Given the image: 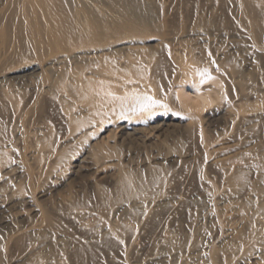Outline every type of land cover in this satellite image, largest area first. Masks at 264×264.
I'll return each mask as SVG.
<instances>
[{
	"label": "bare ground",
	"instance_id": "obj_1",
	"mask_svg": "<svg viewBox=\"0 0 264 264\" xmlns=\"http://www.w3.org/2000/svg\"><path fill=\"white\" fill-rule=\"evenodd\" d=\"M136 2L0 1V75L30 61L36 63L17 71H39V78L26 86L28 96L19 108L14 98L23 84L8 87L3 84L4 75L0 76V161L14 148L24 154L29 151L30 159L35 157L29 150L33 143L26 146L24 124L48 112L50 105L60 107L62 99L57 103L49 95L53 88L55 95L64 92L87 104V125L137 120L164 111L168 102L188 118L189 134L198 137L204 158H212L209 163H179L173 176L165 167L148 168L144 173L120 169L113 192L97 189L96 193L101 210L124 215L102 221L98 227L80 224L85 215L77 210L86 209L84 201L59 200L53 209H39L34 203L37 190L53 187L42 176L49 177L66 157H58L46 167L35 168L31 163L8 167L0 174V182L15 171L17 185L23 184L26 193L0 196V264L7 258L23 260V264H100L98 259L108 252H114L116 258L131 254L139 264H264V74L248 78L234 57L219 48L207 52L198 48L195 55L185 54L192 39L210 48L231 36L243 38L253 50H263L264 0L173 1L172 19L165 23L153 4L146 5L152 13L149 18L137 13ZM146 34L159 38L162 50L157 58L136 47ZM191 50L195 52V48ZM125 51L123 61L111 57ZM80 56L92 67L89 73L64 70L55 74V67ZM146 65L151 72L143 71ZM154 83L166 86L167 95L158 96V91L149 95L147 86ZM113 87L114 93L127 95L118 102L111 99ZM145 97L158 104L141 110L140 105L148 103ZM246 99L257 104L255 108L251 102L255 109L252 106L250 113L240 110ZM211 106L215 108L208 119H222L235 130V136L249 123L259 124L257 135L244 138L242 151L231 154L223 145L208 150V142L198 136L197 115ZM59 119L64 127L76 122L73 115L63 114ZM93 150L92 161L119 157L115 147ZM6 227L8 233L3 232ZM136 240L148 254L146 250L145 255L138 253Z\"/></svg>",
	"mask_w": 264,
	"mask_h": 264
},
{
	"label": "rangeland",
	"instance_id": "obj_2",
	"mask_svg": "<svg viewBox=\"0 0 264 264\" xmlns=\"http://www.w3.org/2000/svg\"><path fill=\"white\" fill-rule=\"evenodd\" d=\"M94 1H106V0H94ZM137 1H138L136 2L138 6L137 13L139 12L140 14L141 12H143L144 15H147L148 17L152 16V13H149L148 9H146V5L153 4L156 13L157 14L162 13L160 14L161 16L160 19L162 20V22L165 23L166 21H171L172 19V14L175 8L173 1H179V0H152V1L137 0ZM150 37L149 34H146V37L144 35L143 40H140L139 41L140 44L138 43L136 47L139 48L138 50L140 52L144 50H145L144 52L146 53L153 52L154 58H157L159 55L158 53H161L162 46H160L157 42L159 40L158 37H155L154 35H150ZM222 42L223 43H221L220 41L222 45L218 43L217 45L209 48L199 43L198 41L192 39V41L188 42L186 45L187 49L185 50V54L186 55H188L189 53H190L189 55H192V53L196 54L199 51L198 48L202 49L205 52L210 50L213 51L215 48L216 49L219 48L221 52H227V54L229 53L232 59L234 57L233 60L236 61L238 67L243 71V73L248 78L251 79V77H253L255 74H259V73L264 74V49L260 51L253 50L250 47H248L249 44L243 42V38H238L236 36H231L228 39H225V41L222 40ZM118 48L119 46H116L115 49L117 50ZM190 48L191 49L195 48V50H193L195 52H192V50L188 51L190 50ZM124 53H127V51L123 53H117L115 55H111V57H113L117 62L121 60L123 61L126 58ZM129 54L135 55V53H129ZM209 55L210 54L208 53V56ZM59 56L63 57L64 55L59 54ZM79 58L80 59L74 60L77 62L68 60L65 63V65L55 67L56 68L55 74L59 75L64 70L71 72V74H74L75 72H82L84 74L89 73L90 72L89 69H91L92 67L88 66V62H85L84 59H81L83 58V56H80ZM35 63L36 62L34 61H30L25 65H19L17 67H13L9 70H6L4 71L3 74L0 75V76L4 75L6 81L4 80L3 84L8 85V87H12L13 85L16 84H23L22 85L23 88L17 92L14 98L16 103H18L19 105L17 106L14 103L17 108L23 105L24 101L28 96L27 93L28 89H26V86L29 85L32 81L35 82L39 78V71H25L26 72L25 73V72H18L17 70H19L23 66L32 65ZM146 66L144 67L145 70L143 69V71H146L148 73L151 72V68L149 66L147 67ZM55 76H52L53 80L51 78V82L52 85L56 87L57 80L54 82L56 78ZM251 82L253 83V81ZM154 84L153 85L149 84L147 86L149 88V90L147 91L149 95L155 96L157 95V91H158V96L159 93L163 95H167V93L164 91V88L166 86L163 87L162 85H159V83H157L158 85L157 84L154 85ZM250 85L253 86L252 84ZM53 89L55 90V88ZM113 89L115 90L116 88L115 87L111 88L112 94L111 96L110 95L108 96H110L111 99L116 98L117 102L118 100L122 99V97H125L127 95L126 92H122L121 94H116L113 92ZM54 90H51L49 95L50 97L52 96L51 98H53V101L57 100V103H58V99H62V102H60V107L57 105L54 106L50 105L46 109V111L48 112H45L43 115H41V117L34 118V120H32L31 122H26V124H24V129L28 133L27 134L28 140L26 146H31L32 143L33 145L35 144L34 147L32 145V148L29 149L36 153V155L34 154L35 157H33V159H30L29 151H26L24 154L21 153L19 150H17V148H14L8 152H5L2 155L3 157L2 160L0 161V174H4V172H6V168L8 169V167L9 168L12 167L11 169H14L17 166H26V165L29 166L28 164L30 163H31L30 165L34 166L35 168L46 167L48 164L52 163L58 157L61 159H65L66 157L65 160L67 161L64 160L63 163L62 162L59 163V165H57L53 169L54 172L50 174L49 177L47 175L42 176L43 178L42 180L46 181V185L51 184L53 185V187L48 189L45 187L40 190H37L34 193L33 195V199L35 201L34 203L38 206L39 209H43V208L53 209V207L58 206L56 203H59L58 202L59 200L66 201V199L68 200L72 199V200H77L79 202L84 201V203H88L86 204L88 208L86 207V209L77 210L79 214H83V216L85 215L84 217L86 218L85 219L83 217L84 219L80 221V224L87 225L88 227L93 224L92 225L93 227L94 225H96L95 227H98L102 224V221L114 220V218L116 219L117 216L120 217L124 215L121 214L122 212H116L114 210H113L114 212L109 210L108 212H106L107 210H105L104 208H103L104 211L101 210L102 207H100L96 193L97 189L100 191L102 190L107 194L113 192L114 185L118 176L117 174L120 169L130 170L137 173H141V172L144 173L146 170H148V168L157 169V168L165 167L167 169H170L168 170L169 176H173V174L176 172V168L179 163H184V162L188 164L209 163L210 158H212V156L210 155H206V157L204 158V155L201 154L200 152L201 147L198 142L199 140L197 139L198 137L196 136V139H194L189 134L188 130L190 127H189L188 118L186 116H183L176 108H174L173 107L174 105L166 101H165L166 109L164 111L156 112V113H148L144 117L139 118L137 120L122 118L121 119L122 122L120 120L115 121L114 119L108 121L107 123H103L102 126H99V124L97 125V123L92 125H87L85 122L89 118V114H90L89 107L87 106V104L85 105L84 102L82 101L80 102L79 100L75 101L76 99L72 100L71 97L69 98L68 95L64 92H59L56 93L55 95V93L53 94V92H56V90L55 91ZM161 94L159 99L161 98ZM241 102H243V104L241 103L242 108L240 110L245 111V113L247 112L250 113L251 110H254L257 107V104L255 105L252 99H248V100L246 99V101L242 100ZM251 102L254 104L255 108ZM252 106L254 109L251 108ZM84 108H87V110ZM214 108H215L214 106L208 107L204 109V112L202 111L201 114L197 115V119H198L197 123L199 129L198 136L203 140L205 138V141L208 142L207 145L208 150L223 145V148L225 147V150L228 147L227 151L228 152L230 151V153L232 151L231 154L242 151L244 149V144H243L244 141L249 138H253L255 135H257V132L259 130V124L257 122L254 123L251 122L248 124L249 126L247 125L244 126V128H241V130L238 132L239 134L237 133L238 135L236 134L235 136L234 135L235 130L233 131V129H231L229 124L227 125L225 124V122L223 123L222 119H216V120L208 119L210 113L213 112ZM63 114L73 115L76 118L75 124L71 123L69 125H66L65 127L64 125H60L59 118ZM94 125L97 126L95 127ZM35 131L39 132L40 136L39 134H36ZM84 133H88V135L83 136ZM79 134L81 135L79 136ZM233 136H235L236 138ZM99 147L100 148L102 147L103 149L115 147L119 153V157L111 156V157H106V159L103 158V160L100 161H94V160L92 161L91 156L94 151L93 149L96 148L98 149ZM93 164L96 167L93 166ZM42 180H40V183L43 182ZM18 181H19V175L15 171L8 175H5L1 181L2 183L0 182V196H3L5 194H10V192H13L14 196H20L26 193L23 184L17 185ZM6 186L8 189H6L7 191H4L5 190L4 188ZM97 203L99 205H97ZM27 207L26 209H29V207L28 208ZM12 210L11 212H14L15 209ZM55 212L58 214V216L61 215L60 211L59 212L55 211ZM117 213L119 214L117 215ZM14 220L13 222H15ZM135 228L137 229L138 227L135 226ZM3 232L8 233L9 227H6V229L4 228ZM0 236H1V232H0ZM138 242L139 241L136 240V245L138 247L137 250L139 251L141 250L140 251L141 253L140 252L138 253L140 255L141 254L145 255L146 253L148 254L146 248L143 249ZM145 250L146 253H143L145 252ZM115 255L116 254L114 252H108L104 255H101L98 261H100V264H116L117 262H122L123 264H135V263L139 264V261H135V259L132 258L131 254L129 256V254L126 253L123 255L122 258L120 257L121 259L119 257L116 258ZM144 255H142L141 257H143ZM23 262H24L23 260L21 261L15 260L11 262L7 258L5 264H23Z\"/></svg>",
	"mask_w": 264,
	"mask_h": 264
},
{
	"label": "snow or ice",
	"instance_id": "obj_3",
	"mask_svg": "<svg viewBox=\"0 0 264 264\" xmlns=\"http://www.w3.org/2000/svg\"><path fill=\"white\" fill-rule=\"evenodd\" d=\"M201 75H204V73H202ZM208 79H211V77L208 76ZM202 82H203V81H202ZM145 101H147L148 103H142V104L140 105V109H141V110H144V109H146V108H148V107H150V106H152V105H156V104H158V102L155 101L154 99H152L151 97H145ZM165 107H166V106H165Z\"/></svg>",
	"mask_w": 264,
	"mask_h": 264
}]
</instances>
